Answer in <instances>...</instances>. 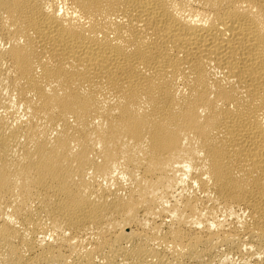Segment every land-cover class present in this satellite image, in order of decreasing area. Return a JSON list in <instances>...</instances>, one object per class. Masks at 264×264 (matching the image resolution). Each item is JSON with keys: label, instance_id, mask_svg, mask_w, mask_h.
Instances as JSON below:
<instances>
[{"label": "bare ground", "instance_id": "bare-ground-1", "mask_svg": "<svg viewBox=\"0 0 264 264\" xmlns=\"http://www.w3.org/2000/svg\"><path fill=\"white\" fill-rule=\"evenodd\" d=\"M0 264H264V0H0Z\"/></svg>", "mask_w": 264, "mask_h": 264}]
</instances>
